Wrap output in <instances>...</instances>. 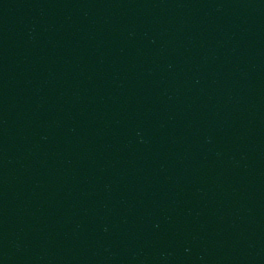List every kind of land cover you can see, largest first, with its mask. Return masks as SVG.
<instances>
[{"label":"water","instance_id":"water-1","mask_svg":"<svg viewBox=\"0 0 264 264\" xmlns=\"http://www.w3.org/2000/svg\"><path fill=\"white\" fill-rule=\"evenodd\" d=\"M0 264H264L152 137L80 0H0Z\"/></svg>","mask_w":264,"mask_h":264}]
</instances>
